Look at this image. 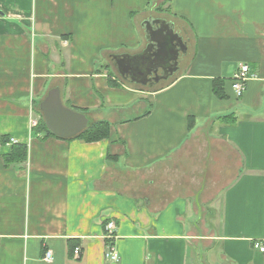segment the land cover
Here are the masks:
<instances>
[{
	"label": "crops",
	"instance_id": "0c3cea01",
	"mask_svg": "<svg viewBox=\"0 0 264 264\" xmlns=\"http://www.w3.org/2000/svg\"><path fill=\"white\" fill-rule=\"evenodd\" d=\"M153 19L186 49L150 85L113 69L150 53ZM55 88L108 138L31 128ZM107 222L114 264H264V0H0V264H107Z\"/></svg>",
	"mask_w": 264,
	"mask_h": 264
},
{
	"label": "water",
	"instance_id": "95a60500",
	"mask_svg": "<svg viewBox=\"0 0 264 264\" xmlns=\"http://www.w3.org/2000/svg\"><path fill=\"white\" fill-rule=\"evenodd\" d=\"M167 35H159L158 38L151 39L152 43L157 45V53L155 58L158 57L165 62H168L172 57H169V52L174 53V55L178 54L175 50V45L184 52L185 46L182 42V39L173 33V29L169 28ZM146 54H141L137 57H123V56H116L114 57L117 69L123 70V72L127 71H135L138 75L146 76L144 70L147 69L148 63H143L144 60L142 59ZM151 56H147L146 60L151 62ZM120 61H117V60ZM142 59V60H141ZM151 59V61H150ZM162 61V62H163ZM136 82L144 83L142 80L132 79ZM39 110L43 115V120L47 130L55 137L62 138V139H69L77 136L78 134L82 133L88 126L87 119L85 115L73 111L70 108H66L63 106L61 98H60V91L55 88L51 89L45 99L40 103Z\"/></svg>",
	"mask_w": 264,
	"mask_h": 264
},
{
	"label": "flooded vegetation",
	"instance_id": "af4514ba",
	"mask_svg": "<svg viewBox=\"0 0 264 264\" xmlns=\"http://www.w3.org/2000/svg\"><path fill=\"white\" fill-rule=\"evenodd\" d=\"M166 24L162 19H153L150 20L149 23H146L145 27V32H146V38L148 40L151 41V39L153 38H158L159 35H167L168 34V29L166 27ZM169 28H172L171 25H168ZM173 29V28H172ZM174 34L178 35L177 33H175L173 31ZM179 36V35H178ZM148 51H150L149 54H146L145 57L142 56L144 62L143 63H148L147 69L144 70V73L146 76L142 75H138V73H136L135 71H127V72H123V70L117 69L116 70L118 72L119 75H122L124 77H127L128 79L132 80V79H138V80H142L145 84H155L156 82H160L164 79H167L168 76L176 69L179 67L180 61H181V52H183L181 50V48L176 47L175 45V50L176 52H178L177 56L176 54L174 55V53L169 52V57H172V59H170L168 62L163 61L162 59L156 57L155 55L157 53V45L152 43L148 46ZM147 56H151L152 61L150 59L151 62H148L146 60ZM141 59V60H142ZM117 61H120L119 59ZM163 61V62H162ZM116 64V63H115Z\"/></svg>",
	"mask_w": 264,
	"mask_h": 264
},
{
	"label": "trees",
	"instance_id": "16d2710c",
	"mask_svg": "<svg viewBox=\"0 0 264 264\" xmlns=\"http://www.w3.org/2000/svg\"><path fill=\"white\" fill-rule=\"evenodd\" d=\"M220 82L215 81L214 82V93L217 97L223 98L224 95L221 92ZM229 118V117H228ZM227 118L224 117L223 120H226ZM235 121L232 119L230 123H234ZM36 130H41L46 132L47 136L55 137L53 136L46 128L43 117H41L37 123V125L34 127ZM109 136V124L106 121H97L87 126V128L77 136H75L72 139H79L86 143L91 142H97L104 139H107ZM27 159V147L23 144H14L12 145V149L9 155L4 157V161L6 165L10 164H19L25 162ZM72 249H74L76 246L71 245Z\"/></svg>",
	"mask_w": 264,
	"mask_h": 264
},
{
	"label": "built area",
	"instance_id": "2783aa9c",
	"mask_svg": "<svg viewBox=\"0 0 264 264\" xmlns=\"http://www.w3.org/2000/svg\"><path fill=\"white\" fill-rule=\"evenodd\" d=\"M252 78L250 68L247 64H241L238 67L237 72L231 78L230 86L233 91V94L236 98H240L244 95L246 91V86L248 81ZM31 128H34L38 121L31 120ZM106 231V238L108 240V247L104 254L105 260L107 264H114L117 263L120 259L118 251L115 247L114 240H115V226L112 222H107L105 225ZM255 249H258L260 252L264 251V248L260 246L258 243H255L253 246ZM74 254L79 255L80 248H74ZM44 261L51 263L53 261V255L50 250H46L43 257Z\"/></svg>",
	"mask_w": 264,
	"mask_h": 264
},
{
	"label": "rangeland",
	"instance_id": "374dc122",
	"mask_svg": "<svg viewBox=\"0 0 264 264\" xmlns=\"http://www.w3.org/2000/svg\"><path fill=\"white\" fill-rule=\"evenodd\" d=\"M164 8H165V4H163L162 6H160V9L158 10L160 13L161 12H164ZM159 17H165V16H163V15H159ZM144 35H145V33H144ZM112 68V67H111ZM114 68V67H113ZM112 68V69H113ZM114 70V72H116L117 73V70H116V68H114L113 69ZM197 246V245H196ZM198 249V251H197V254H198V260H199V264H210L208 261V255H206V253L204 252V250L203 249H201V248H197Z\"/></svg>",
	"mask_w": 264,
	"mask_h": 264
}]
</instances>
